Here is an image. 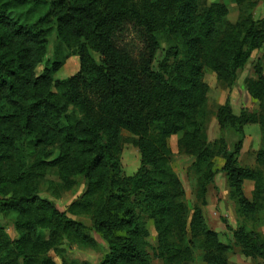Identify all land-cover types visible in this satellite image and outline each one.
I'll use <instances>...</instances> for the list:
<instances>
[{
    "label": "trees",
    "instance_id": "16d2710c",
    "mask_svg": "<svg viewBox=\"0 0 264 264\" xmlns=\"http://www.w3.org/2000/svg\"><path fill=\"white\" fill-rule=\"evenodd\" d=\"M207 1L0 0V212L14 218L18 234L11 239L0 224V264H59L55 257L77 264L67 258L64 242L91 247L96 242L92 228L69 215L90 218L108 243L110 251L99 264H187L197 245L206 264H229L235 247L264 261L258 234L229 228L234 242L226 246L202 209L190 212L170 166L169 139L183 134L181 147L204 174V206L216 158L222 157L217 172L227 176L240 213L250 217L262 209L264 177L242 167L239 158L244 126L259 123L264 133V118L236 116L226 102L218 121L240 136L234 152L223 141L207 144L198 118L209 93L205 71L233 85L264 47V19L245 14L233 25L225 20L226 6ZM54 30L58 53L38 74ZM162 34L173 45L158 63ZM62 48L73 51L80 69L56 81L65 64ZM255 75L250 93L264 106V68L256 66ZM124 131L137 138L141 154L133 176L122 170ZM48 171L65 188L85 180L86 191L69 212L40 196ZM249 181L256 185L254 203L244 194ZM148 220L158 233L157 247L148 242Z\"/></svg>",
    "mask_w": 264,
    "mask_h": 264
},
{
    "label": "rangeland",
    "instance_id": "374dc122",
    "mask_svg": "<svg viewBox=\"0 0 264 264\" xmlns=\"http://www.w3.org/2000/svg\"><path fill=\"white\" fill-rule=\"evenodd\" d=\"M207 2L209 5L226 6L229 13L225 20L233 25L238 23L245 14L252 16L256 21L264 19V0H247L243 4H238L236 0H208ZM130 40L135 44L134 36H131ZM160 41L162 47L157 55L158 63L173 45V41L163 34L160 35ZM58 47L59 41L54 30L49 37L47 57L38 68V74L43 71L46 64L54 62ZM62 52L65 64L56 74V81L70 78L76 75L80 69L79 59L73 51L62 48ZM93 56L98 62H101L99 54L93 53ZM256 66L264 68V47L253 53L247 67L237 74V78L231 86L224 80L219 79L213 71L208 69L205 71V82L209 87V93L206 105L198 118V126L210 146L220 145L223 141L228 151L234 152L241 141L240 136L232 127H223L218 121V112L225 106L227 101H230L233 113L236 116H241L245 112L258 115L259 119L264 118V106H261L260 102L252 96L248 83L256 79ZM244 133L245 139L243 140L239 163L244 168L260 172L264 177V163L259 162L260 154L264 153L263 128L259 123L247 124L244 126ZM182 138L183 134H179L169 139V148L172 152L170 166L183 185L186 195L185 201L190 212H194L196 208L202 209L207 225L212 231L219 234L221 242L226 246L231 241L234 242V234L229 228L237 230L239 227H244L248 232L258 234L264 240V199L261 202L262 209L257 215L243 216L239 211L237 201L232 197L227 176L217 172L225 162L222 157H218L216 158V166L213 169L216 175L214 182L207 187L205 198L207 205L204 206L201 191L202 184L205 182L204 174L195 168V157L189 155L181 147ZM136 139L126 131L121 136L122 170L126 176L135 175L141 167L142 159L140 151L135 145ZM51 152L53 157L57 155L56 150ZM255 187V183L250 181L244 186L245 197L252 203L255 200ZM85 191L86 183L84 179L78 178L74 187L65 188L58 175L54 171H48L40 188V196L54 204L61 212H69L71 205L79 200ZM69 216L83 222L90 229L92 228L89 235L95 240L96 245L94 247L84 246L66 240L63 248L67 258L77 264H99L110 251L108 243L93 230L90 218L86 216ZM0 224L6 229L11 239L18 238L13 217L4 216L0 212ZM147 228L150 232L148 242L157 247L158 233L152 220L147 221ZM193 251V260L187 264H206L203 260L204 251L200 248V245H197V248H194ZM55 260L61 264L58 257H55ZM228 261L229 264H264L263 260L247 255L241 247H235L234 250L228 252ZM153 264H162V261L155 260Z\"/></svg>",
    "mask_w": 264,
    "mask_h": 264
}]
</instances>
